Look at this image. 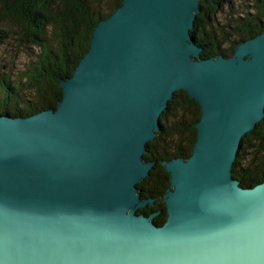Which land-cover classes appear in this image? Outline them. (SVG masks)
Instances as JSON below:
<instances>
[{"label": "water", "instance_id": "water-1", "mask_svg": "<svg viewBox=\"0 0 264 264\" xmlns=\"http://www.w3.org/2000/svg\"><path fill=\"white\" fill-rule=\"evenodd\" d=\"M201 0H122L55 107L0 114V264H264V181L232 166L264 117V32L200 58ZM200 106L191 154L163 160L166 219L136 184L175 91Z\"/></svg>", "mask_w": 264, "mask_h": 264}, {"label": "trees", "instance_id": "trees-1", "mask_svg": "<svg viewBox=\"0 0 264 264\" xmlns=\"http://www.w3.org/2000/svg\"><path fill=\"white\" fill-rule=\"evenodd\" d=\"M248 1L243 5L232 0L200 1L190 30L192 39L202 48L200 58L230 56L237 42L264 32V0ZM121 3L122 0H0V43L12 40L26 54L35 53L15 72L0 69V114L26 116L55 107L62 97L60 80L73 73L89 49L97 21ZM199 117L200 106L194 99L184 90L175 91L160 115V130L146 144L142 157L155 164L136 186L142 198H153L154 202L137 212H158L153 218L158 225L167 216L163 195L169 185L162 161L191 154ZM231 170L242 187L264 181V117L242 137Z\"/></svg>", "mask_w": 264, "mask_h": 264}, {"label": "rangeland", "instance_id": "rangeland-1", "mask_svg": "<svg viewBox=\"0 0 264 264\" xmlns=\"http://www.w3.org/2000/svg\"><path fill=\"white\" fill-rule=\"evenodd\" d=\"M234 3H249L248 0H232ZM37 49V48H36ZM39 49L36 50L38 53ZM29 52V51H28ZM35 53L29 55L18 49L15 45V41L7 40L0 43V69L11 68L13 72L20 68H23L31 58L34 57ZM5 67H3V66ZM8 65V67H6Z\"/></svg>", "mask_w": 264, "mask_h": 264}]
</instances>
